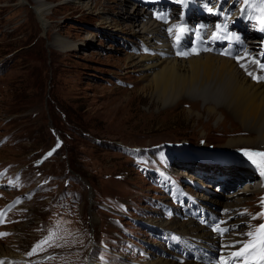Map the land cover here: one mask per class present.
Returning a JSON list of instances; mask_svg holds the SVG:
<instances>
[{
	"label": "rangeland",
	"instance_id": "rangeland-1",
	"mask_svg": "<svg viewBox=\"0 0 264 264\" xmlns=\"http://www.w3.org/2000/svg\"><path fill=\"white\" fill-rule=\"evenodd\" d=\"M91 1L88 9L81 0H0V234H7L0 235V258H14L9 264H145L150 257L172 258L163 235L181 233L152 221L181 219L166 190L187 195L192 188L184 185L186 177L213 194L226 171L219 164L208 170L214 181L195 176L201 166L194 158L256 161L262 169L261 157L244 153L264 152V139L246 143L258 132L225 105L210 114L194 102L195 92L165 104L147 87L151 77L133 66L136 58L156 55L140 51L147 50L145 39L119 26L118 14L163 0ZM204 1L198 6H207ZM39 6L50 7L48 30L36 14ZM19 26L23 29L13 36ZM25 36L28 42H20ZM231 141L236 142L228 147ZM238 168L227 170L239 174L241 185L231 188V182L217 193L221 203L241 207L236 211L244 220L233 223L245 221L244 241L254 247V237L261 236L264 189L258 184L264 175ZM245 173L251 177L241 176ZM247 187L253 192H239ZM233 194H240L237 202ZM250 231L252 236L244 235Z\"/></svg>",
	"mask_w": 264,
	"mask_h": 264
},
{
	"label": "bare ground",
	"instance_id": "bare-ground-1",
	"mask_svg": "<svg viewBox=\"0 0 264 264\" xmlns=\"http://www.w3.org/2000/svg\"><path fill=\"white\" fill-rule=\"evenodd\" d=\"M81 1H87L86 6L90 5L88 9L94 6L91 0ZM221 1L219 3L220 6L214 0H208L206 2L207 6H198V4L202 3L201 0H193L191 3H188V0L159 1L153 6L141 4L143 10L140 9V5H136L135 7L137 8H134L133 13H129L127 10L119 13L115 22L119 23V26L127 28L133 37L145 39L147 50L141 48L140 51L143 53L146 51L152 56L156 55V57L136 58L137 60L134 61L133 66L140 68L142 72L151 77L147 87L153 89L159 100L168 105L177 104L182 98L190 96L191 92H195V96L191 95L194 102L204 104L210 114L218 113L217 106L225 105L228 108L227 111L231 112L243 126L250 128L251 131L258 132L256 139L245 138L246 143H249L264 139V76L251 72L260 68L259 65L255 66L256 61L257 63L264 62V51H261V40L259 39L262 32L260 25L258 29H254L248 25L241 24L240 21L244 18L243 16L228 17L227 14L225 18L220 16L218 12L221 11V5L225 0ZM250 1L253 5H259L260 3V0ZM80 3L78 2V4ZM39 7V9H36V14L42 26L48 30L49 24L45 13L48 12L50 7ZM184 7L187 10L190 9V14L187 12L180 14ZM170 8L174 11H171ZM194 8L197 10H194ZM212 8L215 9V12L209 11ZM230 11L228 10V13ZM102 14L105 13L102 12L99 15ZM109 22L112 25H116L113 20ZM191 23H193V26ZM139 24H142L141 30L135 31V28L140 26ZM21 29H23L21 26L14 28L13 36H16ZM218 35H222V38H227L229 42L218 43ZM28 36L30 37V35ZM92 37L90 38L92 39ZM176 37H181L180 41H177ZM27 38L25 36V38L23 37L19 40L20 42H28ZM62 42L67 44L65 40ZM140 42L145 44L143 41ZM56 44L58 43L52 42L51 46L57 47ZM68 46L71 47L70 44ZM69 47L64 49L67 50ZM243 47H246V49L242 50L244 52L242 55L231 56V52L234 53L237 49H242ZM227 50L229 53H227ZM242 58L244 59L241 60ZM259 76L262 78L257 79ZM197 94H199V97H196L198 96ZM214 98L216 101H214ZM235 142L231 141L228 147ZM175 160L172 159L171 161L174 162ZM238 165L248 167L250 170L247 173L251 171L257 176L261 173V170L250 168V164L245 165V162L240 159L238 164L229 163L225 165L226 171H222L219 175V180L222 184L229 186L233 182L234 185L231 188L238 187L242 182V178L239 174H232L231 170H227L228 168H235L240 171ZM225 168L220 167L222 170ZM209 169H211V166L203 165L201 169H195L192 174L195 176L201 175L205 178L207 176V180L211 178L214 181L215 176L212 172L208 173ZM247 173L241 176H245L244 178L251 177ZM192 174H188V176L191 178L193 177ZM222 176L224 177L223 179L221 178ZM188 179L184 177L183 181L186 182L185 185L187 187L192 188V190L188 188L191 194L195 195L201 204L218 213L221 218L228 219V224L234 228L224 238V242L229 249H240L239 245L234 243L243 239L242 230L244 229L245 221L233 223V221L244 218L239 216L236 211L239 206L235 207L221 203L222 197H219L218 193L212 194L208 190L197 189L192 183L193 180L189 181ZM248 184L252 185L251 182ZM258 185V188L264 189V181H261ZM252 186L254 187V185ZM251 190L253 188L247 187L239 192L242 191L244 194H248L249 191L253 192ZM205 191L209 192L210 195L205 194ZM239 197L240 194H233L232 198L234 202H237L235 199ZM239 208L241 209V207ZM234 212L237 213L236 216ZM152 221L155 222L154 225L157 227L163 226L181 234L195 237L197 240H201V244L205 246H208L209 243L217 245L218 239L206 227L197 224L192 219L181 220L177 218L171 219L170 217V221H168L164 217L159 216ZM169 223H172L173 227H169ZM156 251L161 252L162 250L157 249ZM12 259L14 258H0V264H9L13 262ZM144 262L145 264H202L189 259L180 261L175 257L169 259L150 257Z\"/></svg>",
	"mask_w": 264,
	"mask_h": 264
},
{
	"label": "snow or ice",
	"instance_id": "snow-or-ice-1",
	"mask_svg": "<svg viewBox=\"0 0 264 264\" xmlns=\"http://www.w3.org/2000/svg\"><path fill=\"white\" fill-rule=\"evenodd\" d=\"M243 2L248 5L249 7H252L254 9V11L258 12L259 15L256 16V17H252V16H249L250 19H257L258 22L261 24V25H264V0H260V3L259 5H253L251 4L250 0H243ZM209 11H211V9H209ZM261 31H264V27L261 28ZM262 67H264V65H262ZM249 75H251V73H249ZM257 79H260V77H257ZM246 156H248L250 159L253 157V156H258V157H261L262 159V169H264V152H248V151H245L244 153ZM253 163H256V161H253ZM262 175H264V170H262L261 172ZM259 215L261 216H264V213H260ZM253 218H256V217H253ZM0 222H3L2 219H0ZM218 232H221V234H223L224 232H227L228 229L227 228H220L219 226H217V229H216ZM259 231L261 232V243L264 244V224H260L259 225ZM0 235H7L6 233L5 234H0ZM244 235H247V236H252L253 235V232H248V233H245ZM242 243V242H241ZM235 255L239 256L241 255L240 252H237L235 253Z\"/></svg>",
	"mask_w": 264,
	"mask_h": 264
}]
</instances>
